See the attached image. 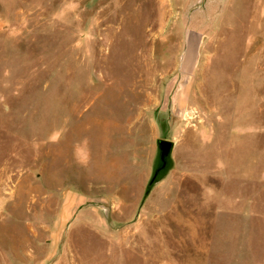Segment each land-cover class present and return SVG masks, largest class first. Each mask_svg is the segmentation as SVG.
<instances>
[{
  "label": "rangeland",
  "instance_id": "1",
  "mask_svg": "<svg viewBox=\"0 0 264 264\" xmlns=\"http://www.w3.org/2000/svg\"><path fill=\"white\" fill-rule=\"evenodd\" d=\"M0 264H264V0H0Z\"/></svg>",
  "mask_w": 264,
  "mask_h": 264
},
{
  "label": "water",
  "instance_id": "2",
  "mask_svg": "<svg viewBox=\"0 0 264 264\" xmlns=\"http://www.w3.org/2000/svg\"><path fill=\"white\" fill-rule=\"evenodd\" d=\"M175 142L166 138L156 139V156L153 162L152 173L146 184L141 205L146 201L156 185L162 182L173 169L175 162L173 152Z\"/></svg>",
  "mask_w": 264,
  "mask_h": 264
},
{
  "label": "crops",
  "instance_id": "3",
  "mask_svg": "<svg viewBox=\"0 0 264 264\" xmlns=\"http://www.w3.org/2000/svg\"><path fill=\"white\" fill-rule=\"evenodd\" d=\"M212 125H213V123H211ZM206 132H208L209 131V129H208V131L207 130H205ZM201 171V170H200ZM191 171L188 169V170H186V175L188 176V177H190L191 179H193L195 182L196 181H198L199 183L201 182V183H203V178H204V175L203 174H200L198 171H196L195 173H193L192 175H191V173H190ZM218 174H219V172H217Z\"/></svg>",
  "mask_w": 264,
  "mask_h": 264
},
{
  "label": "built area",
  "instance_id": "4",
  "mask_svg": "<svg viewBox=\"0 0 264 264\" xmlns=\"http://www.w3.org/2000/svg\"><path fill=\"white\" fill-rule=\"evenodd\" d=\"M192 113H193V110H186V111H184L183 116L186 118H188V117L190 118Z\"/></svg>",
  "mask_w": 264,
  "mask_h": 264
},
{
  "label": "bare ground",
  "instance_id": "5",
  "mask_svg": "<svg viewBox=\"0 0 264 264\" xmlns=\"http://www.w3.org/2000/svg\"><path fill=\"white\" fill-rule=\"evenodd\" d=\"M108 175V174H107Z\"/></svg>",
  "mask_w": 264,
  "mask_h": 264
}]
</instances>
